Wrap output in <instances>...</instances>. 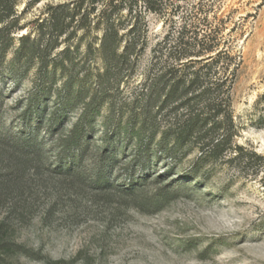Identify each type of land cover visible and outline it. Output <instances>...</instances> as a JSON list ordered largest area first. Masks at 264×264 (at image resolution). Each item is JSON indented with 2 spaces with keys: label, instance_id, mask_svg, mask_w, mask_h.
I'll use <instances>...</instances> for the list:
<instances>
[{
  "label": "rangeland",
  "instance_id": "obj_1",
  "mask_svg": "<svg viewBox=\"0 0 264 264\" xmlns=\"http://www.w3.org/2000/svg\"><path fill=\"white\" fill-rule=\"evenodd\" d=\"M32 1L17 6L19 26L26 28L14 34L0 76V178H9L0 193V264H264V0H162L164 16L146 13L145 50L123 81L113 82L112 108L91 113L94 130L81 144L89 146L82 159L68 152L65 138L83 105L59 123L49 121L66 79L61 72L40 128L35 117L25 122L29 100L42 87L35 62L12 65L18 38L37 37L36 20L48 5L74 0ZM193 15L241 62L232 92L236 143L256 155L246 170L217 163L197 180V150L170 159L158 144L160 134L154 140L132 119L153 50L169 34L172 45L183 19L193 23ZM101 37L100 29L83 30L69 43L73 78L83 85L103 67L89 52ZM167 121L163 115L153 122L166 129ZM25 128L44 140L38 156L12 149Z\"/></svg>",
  "mask_w": 264,
  "mask_h": 264
},
{
  "label": "trees",
  "instance_id": "obj_2",
  "mask_svg": "<svg viewBox=\"0 0 264 264\" xmlns=\"http://www.w3.org/2000/svg\"><path fill=\"white\" fill-rule=\"evenodd\" d=\"M40 1L33 0L32 4ZM19 2L0 0V76L8 54L14 50V34L26 28L19 26ZM162 6V0H74L48 5L46 16L36 20L37 37L32 39L28 33L18 38L19 47L11 61L12 65L26 58L33 65L35 62L42 87L41 93L29 100L24 116H30L25 117V122L35 117L36 128H40L48 110L46 97L53 90L56 74L61 72L66 79L58 90L57 105L49 121L53 125L59 123L66 114L83 105L82 113L65 138L68 152L72 149L82 159L89 146L81 144L86 140V132L94 130L91 113L103 105L112 108L113 82L120 84L145 50V14L164 16ZM173 9L175 17L180 5ZM193 17L196 20L193 23L183 19L172 45L169 34L163 45L153 50V61L132 103V119H137L140 131L150 132L154 140L160 134L158 144L170 159L185 150V156L197 150L192 168L193 178L197 180L208 165L217 163L246 170L252 155H256L236 143L239 131L233 115L232 92L241 62L228 49L221 48V37L212 38L206 29H200L201 24L197 23L200 19ZM96 29L102 31V37L99 46L93 50L91 45L89 52L98 54L103 67L93 71L89 79L94 82L83 85L73 78L76 63L69 43L78 31L89 34ZM63 43L68 44L51 57ZM163 115L168 119L166 129L153 122ZM26 130L16 136L12 149L22 155L38 156L44 140L27 134ZM8 179L0 178V193L7 188Z\"/></svg>",
  "mask_w": 264,
  "mask_h": 264
}]
</instances>
